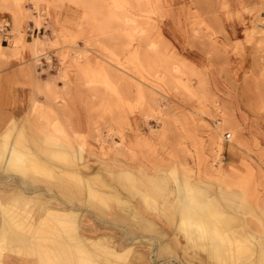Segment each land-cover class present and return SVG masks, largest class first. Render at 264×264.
I'll use <instances>...</instances> for the list:
<instances>
[{"label":"rangeland","instance_id":"374dc122","mask_svg":"<svg viewBox=\"0 0 264 264\" xmlns=\"http://www.w3.org/2000/svg\"><path fill=\"white\" fill-rule=\"evenodd\" d=\"M65 5L75 8L76 24L84 28L86 36L59 56L49 12L60 11ZM1 10L10 11L16 18L22 13L23 20H29L32 15L38 16L36 22L25 23L22 34L31 41L36 38L42 40L32 49V62L39 79L48 78L52 83H46L45 89L38 90L41 99L57 98L55 88L58 80L67 84L64 77H52L62 70L63 65L75 67L85 64L92 68L94 78L90 82L77 79V82L86 84L84 99L92 124L89 136L74 135L66 127L55 125L50 129V134H56L64 144L47 137L41 144L42 148H34L19 124H12L1 134V189L8 186L13 189L14 195L21 191L27 197L39 195L33 205L12 203L21 210L27 208L30 213L40 211L43 204L50 203H58L65 211L83 212L78 224L79 232L86 235L83 229L90 220L103 229L109 228L112 237L106 238V245L126 255L120 262H111L103 256L95 259L88 257L83 251V255L78 254L73 247L70 248L74 237L66 239L62 227L57 226L58 234L54 236L58 238L51 236L53 239L43 244H33L28 238L17 241L10 237L8 245L11 247L8 250L21 246L22 250L30 247L29 252H32L28 258L6 253L0 259L4 264H9L8 260L12 258L40 264L43 258L52 262L58 257H61L59 260L63 264H192L189 259L193 258L196 264H258L257 245L255 252L250 254L240 249L236 260L229 259L227 253V257L224 255L223 258H226L222 259L225 263L208 259V247L212 248L216 242L222 243L221 240L216 233L203 236L195 232L192 223L178 218L175 204L180 201L177 196L181 193L184 202L191 203L186 204L187 208L195 211L201 210V206L212 208V203L216 204L218 207H213L210 220L221 218V214L229 215L236 220L235 224L227 228L229 233L235 232L256 242H264L261 222L244 214L237 204L239 198L245 199L243 190L235 194L237 198H228L227 194L233 193L235 187L226 184V179L196 182L194 159L187 150L179 125V119L191 117L196 120L199 130L203 135L210 136L219 151L214 162L218 169L209 170V173L218 178L227 176V170L222 168L223 162L226 163L224 157H227L223 153V144L225 134L230 133L233 142L236 131L231 125V117L227 116V109L219 101L218 96L221 94L218 91L223 90L228 95L221 97L239 102V85L243 84L254 92L249 97L255 99L256 108L264 111V0H0ZM225 26L243 28L244 34L237 38L243 39L249 57L240 69L237 47L228 50L233 53L231 60L221 54L216 46L218 40L227 35ZM30 28L35 30L34 35L28 31ZM4 42L6 45L11 44V36L9 42ZM18 44L20 42L15 41V45ZM240 48L243 50V47ZM243 81H250L254 85ZM41 113L42 107L37 105L31 118L36 130L46 131ZM133 131L156 139L150 141L155 143H149V146L153 145L154 152L158 151L173 161L169 171H155L143 166L142 162L140 164L136 156L123 152L117 141ZM11 147L32 152L50 168L49 173L52 172V175L34 176L27 173L23 176L20 172L9 170L3 157H6ZM118 155L122 156V161L125 157L135 167H139L128 171L134 179H131L132 182L114 179L122 166ZM60 172L64 173L63 179L68 178L71 182L67 185V191L60 190L56 184L57 177H61L58 176ZM77 172H83L89 178L90 187L96 193L91 196L84 184L67 176ZM150 179L156 183L158 193L152 190ZM142 192L150 198L148 204L152 205L146 206L142 201ZM114 208L120 212L122 219L115 217V222L108 223L107 217L114 212ZM39 213L32 223L40 219L42 215ZM145 217L158 220L159 224L163 222L167 229L163 226L158 234L149 232L142 221ZM217 226L221 230L225 227L222 223ZM170 239L175 240L179 252L172 250ZM66 242H69L68 248L64 251L61 249L62 253L58 254L57 245L65 246ZM225 248L223 245L222 250Z\"/></svg>","mask_w":264,"mask_h":264},{"label":"crops","instance_id":"0c3cea01","mask_svg":"<svg viewBox=\"0 0 264 264\" xmlns=\"http://www.w3.org/2000/svg\"><path fill=\"white\" fill-rule=\"evenodd\" d=\"M21 14L16 18L8 10L0 11V24L3 21L11 23L9 35L12 38V43L6 45L3 36L0 34V46L8 47L7 49L0 47V136L12 124H19L23 128L27 133V141L34 148H42L41 144L45 142L47 137L57 139L59 143L64 144L63 140L56 134H50V129L55 125L66 127L74 135L89 136L92 124L84 99L87 92L86 84L77 82V79L86 82L93 80L92 68H88L85 64H77L75 67L69 66V64L63 65L62 70L52 77H64L67 79V84L58 80L57 88H55L57 98L47 99L43 97L41 99L38 90L45 89L46 83H52V81H49L48 78L40 80L36 75L32 62L33 41L28 40V36L24 38L22 34L25 23L27 21L36 22L38 16L32 15L29 16V20H23ZM49 14L56 51L60 56L70 46L81 40L84 35L86 36V33H84V28L76 24V10L74 7L65 5L60 11L54 10ZM225 30L227 35H223L216 46L221 54H225L231 60H233V53L228 50L237 47L240 69L245 66L249 57L246 46L242 42L243 39L237 38L238 35L244 34L243 28L239 26V28L232 29L225 26ZM15 41H19L20 44L15 45ZM240 46L243 47V50ZM240 79H243V71L240 73ZM243 83L254 85L250 81H243ZM218 93L221 96H228L223 90H219ZM250 94L253 95L254 92L241 84L239 85V102L233 98L218 96L222 106L227 109V116L231 117V125L236 131L234 141L225 140L223 144V153H226L227 157H224L226 163L223 162L222 168L227 170V176L218 178L209 173V170L218 169L215 165L217 163L214 162L219 151L214 141L210 140V136L203 135L199 130V124L196 123V120L191 117L179 119V125L187 150L191 152L194 159L197 170L196 182L198 180H202L204 183L211 182L214 178L220 179V181L226 179V184L235 187L233 193L227 194L228 198H234L238 191L243 190L245 199L240 200L239 198V203H237L240 211L253 216L254 219H258L264 227V111L256 108L255 99L249 97ZM37 105L42 107L41 116L46 131L36 130L31 118ZM123 137V139L119 138L117 141L122 146L123 152L132 157L136 156L143 166L161 173H166L172 168V160L164 157L158 151L154 152L153 145L149 146V143H155L150 142L156 140L155 138L147 136V134L139 135L137 131L128 132ZM145 144L147 145L144 146ZM118 157L122 162V166L118 171L125 170L128 172L139 168L135 167L125 157L124 161L121 159L122 156L118 155ZM150 180L152 190L158 193L156 183L152 179ZM8 189H10L8 186L2 187V194L7 198L6 201L14 194L13 189ZM113 211L111 215H108L107 222H115L113 219L115 217L116 219H122L116 208ZM137 213L139 212L137 211ZM142 221L146 229L153 232V234H158L159 230L165 226L163 222L159 224L158 220H151L148 217L143 218ZM108 229H103L102 226L90 220L84 227L83 233L91 239L110 238L111 233ZM170 243L172 250L179 252L175 240L172 239ZM189 261L192 264L197 262L194 258L189 259ZM8 262L9 264H36L31 260L21 262L13 260V258Z\"/></svg>","mask_w":264,"mask_h":264},{"label":"bare ground","instance_id":"6f19581e","mask_svg":"<svg viewBox=\"0 0 264 264\" xmlns=\"http://www.w3.org/2000/svg\"><path fill=\"white\" fill-rule=\"evenodd\" d=\"M41 42H42L41 38H36V39L33 40L32 44L36 47V45L40 44ZM0 47L3 48V49H7V47H4L2 45ZM6 150L7 149H5V151ZM3 159H4V164L6 165L7 168H9V170H11V171L15 170L16 172H20L21 175H23V176H26L27 173H31L34 176H40V175L41 176L42 175L48 176L50 174L49 173V169L50 168L45 166L42 163V161H40L37 157H35L32 154V152H30L27 149H22V148H19V147H11L8 150V154L6 155V157H3ZM51 171H53V170H51ZM50 175H52V172H51ZM63 175H64V173L60 172V174L58 176H61V177L60 178L57 177L56 184H57V186H58V188L60 190L67 191L68 190L67 185H69V183H71V182H70V180L68 178L63 179ZM84 175L85 174L83 172H82V174L80 172L79 173L77 172L75 175L74 174H70V175L67 174L68 177L69 176L70 177H74V179L76 178V181L79 180L81 185L84 184L85 185L84 188L87 187L89 194L92 196L96 192H95V190L93 191L91 189L90 180H89V178H87V176L85 177ZM29 177H31V175ZM49 178H50V176H49ZM53 178H55V177H53ZM61 179H63L62 182H61ZM114 179L117 180V181H124V180H126V181L129 180L130 181L131 179L134 180L132 178L131 174L128 173L127 171H125V170L118 171ZM132 180H131V182H132ZM5 181H7V180H5ZM128 182H126V183H128ZM16 183L18 184V182H16ZM22 184H23V182H22ZM8 185H9V183H8ZM25 188H26V185H25ZM39 189H40V187H39ZM48 189H49V187H48ZM26 191H28V190L26 189ZM22 192L23 191H21L20 193L15 194V195L12 194V196L9 197V200L6 201L7 198L5 196H3V194H1L2 193V189L0 187V259L6 253H11L13 255L24 256V257L28 258L30 256V252H32V251L29 252V250H31V249H29L30 247L28 249H26V250L25 249L22 250L21 246L20 247H15L17 249H14V250L13 249H9L8 250V248L11 247V245H8V240H10V237L14 238V240H17V241L28 238L29 240L32 241L33 244H34V242H38V243L42 242V244H43L44 241L48 242L50 239H53V238H51V236H54V235L58 234L57 226H61L62 227V230L67 235V236H65L66 239L68 237L69 238L70 237H74L73 238L74 243L72 244L70 242L71 243L70 248L73 247L72 249H74L78 254L79 253L82 254L81 251H83V254L88 256V257H93L95 259V258H100V256H103L104 259L106 258L107 260H109L111 262H120V260L124 259V257L126 256L125 252H121V251H118L117 249H115L113 247L107 246L106 242H105V240H107L106 237L105 238H99V239H91V238H88V237L84 236L82 234V231L79 232L78 224H79V220L82 217L83 212L81 213L79 211L81 213L80 214L78 211L76 213V211H74V210L65 211V210H63L62 208H60L58 206V203H56V204L50 203V204H47V205L43 204V207L40 208L42 210H40V211H31V213H30V211L27 212V208H24L22 210L18 209V207L16 208L12 203H14V202L15 203H17V202H25L26 205H29V204L33 205L36 201H38L37 197L39 195H37V196H35V195L33 196L32 195L30 197H27ZM86 193H87V191H86ZM140 193H141V191H140ZM142 193H143L142 201L144 200L146 206L152 205V204H148V202H150V198L146 197L147 195L144 192H142ZM88 197H89V195H88ZM144 197L146 198V200L144 199ZM177 197H178V200L181 201V204H180V201L177 204H175L176 205L175 209L178 211V218H180L181 220L184 219L187 222L192 223L194 225V229L193 230H195V232L200 233L203 236H208L209 234L216 233L217 238L219 240H221L222 243L217 244V242H216V243H214L212 245V248L209 246L210 248L208 247V250H206V248H204V250H206L208 252V259H210L212 261H216V262L225 263V262H223V260H224V258L227 257L226 253H227V255H229V257H230L229 259H233V258L235 259L237 256H239V250L240 249L241 250H246L250 254V253H254L255 252V246L257 245L256 249L259 252L258 253V260H257L258 264H264V242H262V241H257L256 242L253 239H250V238H248L245 235L236 234L235 232L229 233V231L227 230L228 227H230L232 224L236 223V220L233 217H231L229 215L221 214L220 215L221 218H216L215 217V218H212L210 220V218H211V216L213 214V207L214 206L216 207L217 206L216 204L212 203V208H208L207 206H204V207L201 206V210L195 211L192 208H189V207H188L189 209L187 208L186 204L190 205L191 203L189 201L188 202H184V200L182 198L184 196L182 195V193L178 194ZM55 198H56V196H55ZM115 198H116V196H115ZM102 199H103V197H102ZM39 201H40V199H39ZM61 202H63V201H61ZM119 202L121 203V201H119ZM122 202L124 203V201H122ZM44 207H46V208H44ZM39 212L41 213L42 216L40 217V219L36 223H32L35 220V218L38 216ZM89 212H91V211H89ZM85 213H87V212H85ZM178 221H177V224H178ZM219 223H222L225 226L222 230L217 226ZM114 228H116V227H114ZM59 229H61V228H59ZM190 231L192 232V230H190ZM189 235H187V237ZM54 237H56V236H54ZM62 237H64V236H62ZM56 238H58V237H56ZM138 238H139V236H138ZM140 238L142 239V237H140ZM191 239H193V237ZM55 240L59 241V239L58 240L55 239ZM139 242H141V241H139ZM61 243H62V241H61ZM68 243L67 242L64 243L65 246H62L60 243H58L60 245H57V243L56 244L54 243V245L58 246L56 248L58 254H61L62 250L64 251V249L68 248V245H67ZM144 243H146V241ZM135 245H137V244H135ZM223 245L226 247L225 250H222V246ZM30 246L35 247L34 245H30ZM12 247H14V246H12ZM39 247L37 246V248H39ZM226 249H227V251H226ZM224 255L226 257L223 258ZM51 257H53V256H51ZM42 258H40V259H42ZM59 258H61V257H58V259L55 258L56 259L55 261L53 259H51V260H53L52 262H47V260H45V258H43V260H40L39 263L40 264H48V263L49 264H56L58 262L60 264H63L62 263L63 261L59 260ZM48 261H50L49 258H48ZM80 262H82V260ZM0 264H4L3 260H0Z\"/></svg>","mask_w":264,"mask_h":264},{"label":"built area","instance_id":"2783aa9c","mask_svg":"<svg viewBox=\"0 0 264 264\" xmlns=\"http://www.w3.org/2000/svg\"><path fill=\"white\" fill-rule=\"evenodd\" d=\"M45 12L41 13V15L43 16ZM10 28H11V23L10 22H5L3 21L1 24H0V34L3 36V39L4 41H7L9 42V31H10ZM28 31H32L33 32V35L35 33V30H31V28L28 30ZM230 138H231V135L230 133H226L225 134V139L226 141H230Z\"/></svg>","mask_w":264,"mask_h":264}]
</instances>
